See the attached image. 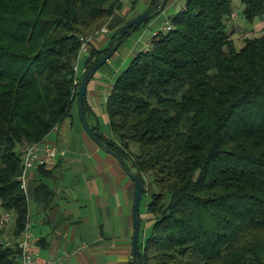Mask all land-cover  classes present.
I'll return each mask as SVG.
<instances>
[{"label": "trees", "instance_id": "trees-1", "mask_svg": "<svg viewBox=\"0 0 264 264\" xmlns=\"http://www.w3.org/2000/svg\"><path fill=\"white\" fill-rule=\"evenodd\" d=\"M122 2L0 0V208L16 235L28 216L21 149L71 117L80 36ZM242 3L247 22L264 15V0ZM232 13V0H186L108 93L120 146L110 147L131 157L149 195L141 264H264V32L236 47ZM107 48H92L85 68ZM3 234L0 264H19Z\"/></svg>", "mask_w": 264, "mask_h": 264}, {"label": "crops", "instance_id": "crops-1", "mask_svg": "<svg viewBox=\"0 0 264 264\" xmlns=\"http://www.w3.org/2000/svg\"><path fill=\"white\" fill-rule=\"evenodd\" d=\"M154 1L142 0L143 3L139 6L137 0H123L121 7L105 25L106 31L100 29L90 50L81 56L78 75L85 72V59L92 48L108 47L112 35L125 22L147 10ZM126 3L129 4L125 5ZM235 19L231 24L235 30L232 35L234 41L243 30L247 36L260 31L254 27L246 29L237 20L238 15ZM261 30L264 31L263 28ZM146 36L147 31L138 37L136 47L139 44L144 46L142 48L148 45L152 34ZM120 49L121 52L117 50L114 56H120L124 50L123 47ZM128 57H124V60ZM102 77L101 73L96 72L88 84L86 118L92 129L97 128L106 138L119 144L113 131L114 138L101 130L100 116L95 110L102 101L98 88ZM112 84L113 82L102 85V91L107 96ZM74 105L71 110L72 119ZM103 119L102 122L109 125L106 111ZM62 127L60 125L57 132L50 133L46 140L56 145L65 141L66 147L56 154L48 166L29 171L25 193L28 203L26 223L34 236L38 259L55 258V264H132L134 181L123 164L114 155L103 150L86 131L80 132L79 137H67V133L62 137ZM76 130L79 129L76 127ZM41 182L45 184V188L38 194ZM144 195L149 196L148 193ZM146 203L147 200L142 211L140 204L141 227L142 220H145L146 226L150 221ZM14 224H9L4 231V235L13 242L18 236L14 231ZM2 240L4 241L3 235ZM66 252L73 254L64 258Z\"/></svg>", "mask_w": 264, "mask_h": 264}, {"label": "rangeland", "instance_id": "rangeland-1", "mask_svg": "<svg viewBox=\"0 0 264 264\" xmlns=\"http://www.w3.org/2000/svg\"><path fill=\"white\" fill-rule=\"evenodd\" d=\"M137 1H138L137 4L139 6L142 5V3L144 2V1L142 2V0H137ZM185 1L186 0H168V4H166V7L164 8V10L162 12H160L155 17L151 18L147 23H145V25H143L140 29H137L130 37H128L123 42V44L120 46V48L123 47L124 50L122 51V53H120V56L112 57L110 59L109 64L107 63L98 69L97 72L101 73V75L104 77H102L100 79L101 84L98 86V88L100 89V93L102 95V101L100 104H98V107H96L95 110H96L97 114L100 116L101 130L104 131L105 133H107L109 135V137L114 138V134H113L112 130L110 129V126L107 123L102 122L104 120L103 119V113L106 111L105 104H106V97H107V94L102 91L104 89V87L102 85H104L105 83L108 84V83L113 82V80L117 76V74L120 71H122L124 68L127 67L132 56L134 55L135 51L137 52L139 50V48L141 49L142 47H144L143 45L141 46L140 44L136 47V44H137L136 41H138V37L146 31H147V36H148V35L152 34L155 30L162 29L165 25V22L168 20V17L171 14H174L177 11H179L183 7V5L185 4ZM127 4H129V3H126L125 5H127ZM232 4H233V12H235L238 15L237 20L241 24L245 25L246 29H252L254 27L257 30H260L259 32H255V36L260 35L264 32L261 30L262 28L264 30V27H263L264 26V15L262 17H257L252 23H249L244 19V15H243L244 5L242 3V0H232ZM125 24H126V22H125ZM239 31H241V30L239 29ZM246 37H249V35L247 36L246 32L243 30L240 33L239 38L235 39L236 47L243 45ZM90 48H91V46L89 47V50H90ZM120 48L118 49V51L121 52ZM129 55H131V57H128ZM124 57H128V59L124 60ZM116 58H118V59H116ZM74 107H75V110L73 113L74 118L72 119V116L68 117L65 120L64 124L61 125V127L63 126L62 130H61L62 131L61 132L62 137L63 136L65 137L66 133H67V137H69V136L79 137L80 132L85 131L84 126H83L81 119H80V116H79L78 105L75 104ZM64 125H65V127H64ZM76 127L79 130H76ZM62 146H63V148H62ZM57 147L59 149V153H61L63 151V149L66 147L65 141H64V143H62V141H61L59 143V145H57ZM67 150H68V146H67L66 151ZM134 150L137 151L136 145L134 146ZM147 198H148L147 195H143V198L141 200L142 201L141 211L143 210V208L145 206V202H146ZM14 222H15V215L12 213V218L10 220V224L13 225ZM148 223L149 224L146 226L145 220H142V227H141L140 235H139L140 236L139 237L140 242H143V239L147 235H149V233L151 232L153 222L150 220V221H148ZM144 228H146V229L144 230Z\"/></svg>", "mask_w": 264, "mask_h": 264}, {"label": "water", "instance_id": "water-1", "mask_svg": "<svg viewBox=\"0 0 264 264\" xmlns=\"http://www.w3.org/2000/svg\"><path fill=\"white\" fill-rule=\"evenodd\" d=\"M168 0H155L152 5L143 13L137 17L129 20L120 29H118L108 45L105 54L99 58L93 65L85 70L81 76L79 91H78V109L81 122L84 126L85 131L88 135L96 142L98 145L106 152L114 155L122 164H125L128 173L135 185V195L133 203V236H132V264H141V249H140V227H141V214H140V204L144 192V178L140 171L136 168L135 163L132 161L131 157L113 150L110 146L113 143L106 138L98 129H92L86 119V114L84 110V99L87 95V87L90 80L93 78L95 73L100 67H102L106 62H108L123 44V42L130 37L140 25L155 17L160 12H162L167 4ZM119 149L120 146L113 145Z\"/></svg>", "mask_w": 264, "mask_h": 264}, {"label": "built area", "instance_id": "built-area-1", "mask_svg": "<svg viewBox=\"0 0 264 264\" xmlns=\"http://www.w3.org/2000/svg\"><path fill=\"white\" fill-rule=\"evenodd\" d=\"M123 1V0H121ZM237 14L232 13L231 18H236ZM101 31H106V27H102ZM97 33L91 35H81L80 36V48L79 54L75 64L76 74L78 72V64L81 56L88 52L89 47L94 41ZM77 83V80H76ZM58 126L55 125L52 128V131H57ZM22 171L19 176L20 186L23 191L26 193L28 182H29V171L31 169L48 166L50 161L56 156L59 152V149L56 144L50 143L46 138L40 142H33L25 144L22 149ZM12 218V212L4 208H0V229L7 230ZM4 244L11 246L18 250L17 260L19 264H55L57 259L48 258L46 260H39L37 255V250L34 245V236L30 230L28 223L25 224L22 231L18 234L17 240L13 242L6 235H4ZM73 253L65 254L64 258H68Z\"/></svg>", "mask_w": 264, "mask_h": 264}]
</instances>
